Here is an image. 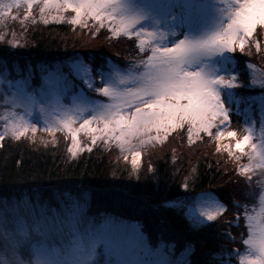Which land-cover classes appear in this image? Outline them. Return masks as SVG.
I'll return each instance as SVG.
<instances>
[{"label": "snow or ice", "instance_id": "snow-or-ice-1", "mask_svg": "<svg viewBox=\"0 0 264 264\" xmlns=\"http://www.w3.org/2000/svg\"><path fill=\"white\" fill-rule=\"evenodd\" d=\"M22 7L21 23L29 18L34 24H48L49 18L64 22L63 13L71 12L67 23L127 38L139 58L126 65L110 62L108 70L98 66L99 87L93 68L79 58L68 63L69 73L57 64L38 86H33L31 67L26 66L27 74L20 79L6 74L0 79V107L4 108L0 147L6 137L30 138L35 143L37 123L42 121L43 130L52 137L45 145L57 143V132L66 133L71 159L91 153L98 142L106 147L115 143L122 153L133 154L135 167L141 148L167 139L172 132L186 130L190 143L206 134L217 142V152H227L236 162L249 186L245 200L252 204L234 202L246 222L245 250H228L229 259H217L220 264H264V73L257 75L255 65L248 63L253 70L251 82L242 84L229 68L240 59L234 54L251 55L245 50L253 46L258 52L264 50V0H0V22L7 17L16 20L13 9ZM6 35L0 33V41ZM9 44L21 46L15 34ZM69 75L80 76L88 89L106 99L74 92ZM240 88L259 89V94L238 97L234 90ZM241 104L248 126L238 138L229 127L233 105L239 114ZM254 111L259 113V129ZM242 159L247 162L241 164ZM188 186L186 181L184 187ZM226 210L217 198L202 193L188 218L198 228L205 221H216ZM235 223L239 226L240 219ZM224 235L235 239L230 233ZM186 252L191 255L190 245ZM0 264L175 262L163 248L151 247L135 227L112 217L97 222L78 200L53 206L25 199L0 205Z\"/></svg>", "mask_w": 264, "mask_h": 264}, {"label": "trees", "instance_id": "trees-1", "mask_svg": "<svg viewBox=\"0 0 264 264\" xmlns=\"http://www.w3.org/2000/svg\"><path fill=\"white\" fill-rule=\"evenodd\" d=\"M84 30L66 22L33 23L24 42L19 43L20 47L14 48L0 42V69L12 66L15 61L23 65L28 62L37 65L78 54H82L97 69L106 61L107 55L120 61L139 55L127 38L108 39L106 31L99 37L93 33H87L86 37ZM111 42H116L118 48L105 52V47ZM88 43L92 46L87 47ZM261 43L264 45V40ZM250 53H236L240 57L237 71L243 80L248 79V61L264 69V50ZM239 92L244 94L250 91L241 88ZM241 107L245 105L241 104ZM2 143L1 196L19 197L39 192L40 198H52L68 192L83 197L91 214H111L138 222L153 246L164 242L174 243L178 249H183L190 245L189 264H220L217 257L227 260V249L240 248V244L217 234L218 222L193 227L185 212L170 204L216 187L228 177L223 174L227 166L224 160L229 156L226 152L217 153L216 143L209 137L203 142L189 144L186 130H181L179 134L171 133L149 155L143 156L141 165L135 167L125 162L116 150L106 151L100 146L94 147L91 153L85 151L71 159L66 151L68 141L63 135H60L57 145L33 143L30 138L20 141L8 138ZM232 173L244 184L233 187L231 192L229 184L225 185L222 198L229 194L232 196L231 200L229 198V232L236 234L235 220L241 217V209L234 207V202L241 204L245 200L249 186L235 169ZM186 181L188 188L184 187Z\"/></svg>", "mask_w": 264, "mask_h": 264}, {"label": "rangeland", "instance_id": "rangeland-1", "mask_svg": "<svg viewBox=\"0 0 264 264\" xmlns=\"http://www.w3.org/2000/svg\"><path fill=\"white\" fill-rule=\"evenodd\" d=\"M12 15L13 16H17V19L16 20H12L11 17H7L2 22H0V33H6L7 34L5 36V39L3 41H0V42H2L6 46H8V45L10 46L9 41L13 39V34H15V39L19 43L24 42V40L26 39V36L28 34L29 27H30V25L33 24L32 21H31V18H29V20L24 21L23 23H21V20H23V17L25 15V9L23 7L20 8V9H13ZM33 15L36 16L37 21H39L38 9H34ZM52 15H56V13L53 11ZM63 15L65 16V21L64 22L67 23V20L73 14L71 12H67V13H63ZM51 22H56L57 23L58 21H52L49 18V23H51ZM89 23L91 24L92 21H89ZM72 26H74V25H72ZM77 27H79V26H77ZM85 30H84V32L86 34V37H88L87 33H93V34H95L94 36L97 37L103 31H106V30H101L98 34H96L94 31H90L89 30V32H86ZM106 34H107V38L108 39H117L115 37H112L111 34L108 33L107 31H106ZM94 44L95 45H99L98 43H95V42H94ZM91 46L92 45L90 43L87 44V47H91ZM118 46L119 45L116 42H111L108 47H105L106 50L105 49L104 50H105V52L115 51L118 48ZM255 50L256 49L253 46L251 48H246L245 52L246 53H248V52H252L253 53V52H255ZM234 55L237 56L236 54H234ZM76 58L83 59L86 64H88L90 67L93 68V70H94L93 71V77H94V80L96 82V86L99 87L100 86L99 82H100L101 77L95 71L96 66H94L93 63L92 64L88 63L86 61L85 57L82 54H78V55H75V56H72V57H67V58H64L63 60H58V61H55V62H49V63L42 62V63H38L37 65H34L33 63H30V62H28L25 65H23L19 61H15V63L12 66H7V68L4 69V70L0 69V79H3L6 74H7L9 79H13V80L20 79V78H22L23 75L27 74V67H31L33 72H34V79L32 81L33 86H38L39 84L43 83L42 76L46 75L48 73V71H54L55 70V66L57 64H60V65L63 66V71L65 73H69L70 69L67 67V65H68V63H70L71 61H73ZM138 58H139V55L136 56L135 58H132L131 60L120 61L117 58H113V57L107 55L106 56V61L104 63L100 64V65H103L104 69L108 70L107 66H108V64L110 62L116 63L118 65H126L128 61L136 60ZM248 63H251V64L255 65V69H256V74L257 75H260L261 73H264V69L259 67L257 64H255L253 62H249V61L247 62V64ZM229 68L232 71V74L239 76L240 82L242 84H244V83H249L250 84L251 77H252V74H253V70L252 69H249L247 67L248 79L247 80H243L242 77H241V74L239 73V70L237 71V64L235 66H231L230 65ZM18 72L21 73V74L18 75ZM69 79L72 81L73 85H75L74 92L79 93V92L83 91V93L86 96H89L90 98H96V99H100V100H105L106 99V98L100 97L98 93H94L90 89H88L87 85L83 83V80L80 78V76H78V75H69ZM247 90H249L250 92H248V93L246 92V93L243 94V92H239V89L234 90V92L237 94L238 97L247 96V95H251V94H259V89H247ZM0 103H2V102H0ZM243 110H244V107H241V105H240V113L237 114V112L235 111V105H233V112H232L231 117H230L231 124H230L229 130L236 131L237 134H238V138H240V137H242L244 135V128L248 126L247 124H245V116H244ZM3 111H4V108L0 107V112H3ZM253 117H254V119L256 121L257 129H259V113H258V111H254ZM33 120L35 122V117L33 118ZM37 127L40 130L38 132H36V134H35V141L45 145L44 142L45 141H50L52 139V137H51V135L49 133H47V132H45L43 130L42 121L37 123ZM0 131H3L2 125H0ZM180 132H181V130H178V131L172 132V133L173 134H179ZM60 135H63L64 139L67 138L68 147H69L71 142H70L69 138L67 137L66 133H64V132H57L56 133L57 143L56 144L49 143V144L57 145L59 140H60ZM151 135L154 136L155 133L153 132ZM161 135L163 136V134H161ZM201 136L203 137V139H194L193 142H191V143L189 142V144H193L195 142H203L204 139L206 140L208 138L207 135L203 134V133L201 134ZM186 138H187V133H186ZM5 139H8V138L6 137ZM81 139L83 141H85V143L87 142V138L84 137L83 135L81 136ZM209 139L212 140V141H215V140H213L211 138H209ZM165 140L166 139H164L162 141H155V142L150 143V144L144 146L143 148H141L140 149L141 157L139 158L136 166L141 165L140 163H142L143 156L149 155V153H151L158 145L162 144ZM187 141H188V138H187ZM228 142L229 141H227V140L224 141V143H228ZM215 143H216V147H217V142L215 141ZM232 143L234 144V141H232ZM96 146L97 147L100 146L101 148L105 149L106 151L107 150H111V149L116 150L119 153V155L123 157V160L125 162H129L131 165H133L132 164L133 154L132 153H127V152H123L122 153L120 151V149L116 146L115 143H112L111 145L106 147L105 144H103L102 142H98ZM96 146H94V147H96ZM221 152L224 153V151H220V152H217V153H221ZM226 154L228 155L227 152H226ZM125 157H127V159H125ZM242 160H245V162H241V164L247 162L246 159H242ZM224 161L226 162L227 166H225L226 173H224L223 175L227 174L228 177L226 176L221 181V183L216 185V187H213V188H210V189H206V190L198 192V193H196L194 195H190L186 199L173 201L170 204L172 206H175V207L183 210L185 212V214L187 215V217H188L189 211L196 210V201L199 199V197H200V195L202 193L211 194L212 196L217 198L221 203H223L226 206L227 210L220 217H218V219L216 221H205V223L203 225L199 226V227H204V226L209 225L211 223L218 222V226H217V231L218 232H217V234L219 236L221 235L222 238H224L225 240H228L230 242H236L238 245L240 244L239 245L240 248L235 247V248H232V249H227L226 253H225L226 256H227L228 255V250L234 251V250L239 249L241 252H243L245 250L246 246L242 244V235H243L244 238H246L247 237V230H246V222L243 220V210L241 209V212H240L241 217L239 218L241 223L239 224V226H237L236 234H232V232H229L230 231V228H229L230 227V225H229V220L230 219L228 218V215L230 214L229 213V211H230L229 210V204L231 202L230 200H231L232 196H231V194H229L227 197L223 196V198H222V193L225 192V190H226L225 185L229 184L230 192H231V189H233V187H235V186L236 187L237 186H243L244 183L242 184V182L239 180V178H235L234 177L235 173L231 174V172L234 169L238 173L236 162L230 156H229V158H225ZM254 179H255V177H254ZM248 191H249V188L246 189V193ZM39 194H40L39 192H36L33 195L24 194V195H21L19 197H15V196L5 197V196H1L0 195V205H3L5 203V200H7L10 203H16L18 201H23L25 199H28V200H31V201H38L42 205H53L54 206V205L59 204L61 201L75 199V200H78L80 203H82L87 209L88 203H87L86 199H84L83 197H78V196H75V195H71L68 192L57 194L55 197H52V198H47V197L46 198H40ZM229 198H230V200H229ZM241 204H248L249 207L252 206L251 202L248 201V200L247 201L243 200L241 202ZM184 205H186V206H184ZM87 213H88V215L90 217L94 218L97 222H102L105 217H112L114 219L119 220L120 222H122L125 225H129V226L135 227L136 229L139 230V232L143 235L144 239L149 243V245L151 247H153L154 249L155 248H163V251L165 252V254L168 255L169 258L172 259L175 262V264H184L185 260L190 261L189 260V255L186 252V249L188 248L189 245H187L183 249H178L175 246L174 243L166 244V243L162 242L158 246H153L149 242L147 235L142 231V229L140 227V224L138 222H136L134 220H131V219L121 218V217H118L116 215H111V214H105V213L91 214V213L88 212V210H87ZM235 229H236V226H235ZM225 233H230V235L235 238L234 241L227 239L225 237V235H224ZM222 241H224V240L222 239ZM225 259H226V257H225Z\"/></svg>", "mask_w": 264, "mask_h": 264}]
</instances>
